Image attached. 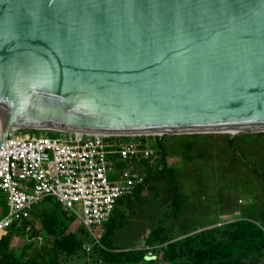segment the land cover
Returning <instances> with one entry per match:
<instances>
[{"label":"water","instance_id":"95a60500","mask_svg":"<svg viewBox=\"0 0 264 264\" xmlns=\"http://www.w3.org/2000/svg\"><path fill=\"white\" fill-rule=\"evenodd\" d=\"M13 130L264 133V0H0Z\"/></svg>","mask_w":264,"mask_h":264},{"label":"rangeland","instance_id":"374dc122","mask_svg":"<svg viewBox=\"0 0 264 264\" xmlns=\"http://www.w3.org/2000/svg\"><path fill=\"white\" fill-rule=\"evenodd\" d=\"M18 135L22 137H48L52 139L63 137L62 133H47L46 131L31 130H20ZM199 136L203 137V139L197 140ZM228 136L229 135L227 134H218L198 135L195 137L196 141H198L205 150L202 152L192 150L190 153L193 155V158L192 160H188L192 163L190 166V170L192 171H180V173L175 176V181L179 183L182 192L190 195L192 201V203L188 205V208H190L191 211H184L185 218L180 216V220H177L171 218L169 215L172 203V187L167 173L163 172L161 175H157L150 181L146 191L134 196L133 194H130L122 198L118 210L115 211V215H113L114 217H116L117 214L124 216L122 225L118 228L119 231H116V244H123L124 247H129V250L144 249L143 241L152 229L158 227L160 220L163 217L164 220L162 221V224L164 226V234L167 236V239H174L169 242H176L186 237L190 238L193 235H197V233L199 234L212 229L213 227L210 229H208L209 227L202 228L204 225L201 224L207 222L213 223V221H210L211 219H216L215 221H218L219 225H217V227L238 221L241 219L242 212L240 209H236L235 212L232 209V205H234V202H232L234 186H236L237 189L236 202L239 206L243 207L245 205V208H248L250 207L251 202L253 203V201H256V206L259 207L260 210L258 213L256 212V221L261 224L262 218L264 217V186L261 182H264V176L262 177V181L259 182L255 171L243 163L244 160L247 161V158L240 153L243 149H229V144L227 142V138H229ZM169 137L170 136H167L164 143H173L175 147L181 143L179 140H173ZM184 138L190 139V142L194 141L191 136H185ZM148 141L152 142V139H149ZM211 145L212 147L214 146V149L209 148ZM155 146L158 147L159 145ZM165 149L168 155L172 154L173 149L167 146ZM211 150H214L212 154H210ZM178 151L182 152L183 149L176 148L173 150V153H177ZM233 155H236V164L234 163L236 172L232 170ZM167 158L169 159V163L173 165L176 164L177 161H180V159H175L173 155L167 156ZM181 160L184 161V164L187 163V158L185 159L183 157ZM257 161L259 164H264L263 155L257 158ZM249 162H252V158ZM203 167L209 168L212 171L208 170L206 172L207 169L202 171ZM249 193H253L254 196L249 198ZM48 198L50 197L44 198L38 206L48 200ZM52 201L57 204L54 197H52ZM238 205H236L235 208H238ZM38 206L33 208L32 213ZM214 210L217 211V216H211ZM75 211L77 214L66 212L67 216L73 221L70 231L68 232H78L81 234V230H83L80 255L75 257L72 261H69L65 255L62 257L61 264H106L103 262L102 258L104 253H100V249H97L100 245L95 244L96 240L101 241L105 228L103 230V228L100 227L101 232L95 230L96 234L92 236L88 229L79 222V220H81L80 218L84 217L83 211L80 210L79 206L75 207ZM6 212H8V208L4 206V212L3 215H0V219L6 215ZM204 216L205 220L200 222L204 219ZM27 228L17 227L16 229L0 235V238L2 239L4 236L10 237L11 249L18 251V253H23V251L26 250L28 251V257L30 258L34 255L38 258V253H41V258L38 259L41 261L43 260L42 257L48 252L46 251L47 249H44L43 247L50 244L51 238H47L38 226H33L30 230ZM196 228H199V230L194 233ZM68 232L66 235L69 234ZM84 245H87V247L90 246V253L87 249L83 248ZM150 250L152 251L153 248ZM155 255L157 256L158 264H169L162 260V252L156 253ZM260 264H264V260H262Z\"/></svg>","mask_w":264,"mask_h":264},{"label":"built area","instance_id":"2783aa9c","mask_svg":"<svg viewBox=\"0 0 264 264\" xmlns=\"http://www.w3.org/2000/svg\"><path fill=\"white\" fill-rule=\"evenodd\" d=\"M18 132L0 146V188L8 194L10 208L0 220V235L20 227L49 196L57 197L65 211L77 214L79 206L84 213L80 219L92 232L109 221L121 197L146 184L140 162L157 167L161 157L148 136L64 132L52 139ZM117 161L128 166L119 168Z\"/></svg>","mask_w":264,"mask_h":264},{"label":"trees","instance_id":"16d2710c","mask_svg":"<svg viewBox=\"0 0 264 264\" xmlns=\"http://www.w3.org/2000/svg\"><path fill=\"white\" fill-rule=\"evenodd\" d=\"M185 136L193 137L192 139L194 141L190 142V139L184 138ZM196 136L198 135L170 136V139L179 140L181 142L177 147H175L173 143H164L167 137H157L155 139L156 145H159L158 148L163 152L164 157L173 155L175 159H180V161H177L174 165L171 163L168 164V162L164 163V170L162 172H157V175L166 172L170 180L172 187V203L169 215L171 218L177 220H180L182 212L188 210L187 207L192 201L190 195L182 192L179 183L175 181V176L180 173V171H192L190 170L192 163L188 161L193 158V155L190 153L192 150H198L200 152L205 150L203 146L196 141ZM228 137L227 142L229 144V149H243L240 153L247 158V161L244 160L243 163L255 171L257 174L256 177L258 178L257 180L261 182L264 176V164H259L257 158L263 155L264 160V134ZM199 139L202 140L203 137L199 136L197 140ZM166 146L173 150L182 148L183 151L173 153L172 150V154L168 155L165 149ZM209 148L214 149V146L212 147L211 145ZM213 151L214 150H211L210 154H212ZM183 157L185 159L187 158L186 164L181 160ZM235 157L236 155L232 157V170H234V172H236V168L234 167V163L236 164ZM251 158L252 162H249ZM205 169H207L206 172L208 170L212 171L206 167H203L202 171ZM261 183L264 186V182ZM236 191V186H234L232 202L238 205L236 202ZM138 193L140 194V190H138L135 195ZM248 196L252 198L254 195L253 193H249ZM0 203L6 207L5 195L2 191ZM236 205L234 206L236 207ZM237 209H240L242 212L240 220L225 224L221 227H217V225H219L218 221H213V223H201L204 225L202 228H213L176 242H169L174 239H167V236L164 234L163 220H160L158 227L152 229L143 241L144 249L141 248L135 251H129V247H124L123 244L117 245L115 242V237L117 236L116 231H119L118 228L122 225V221L124 220L123 215L117 214L116 217L113 216L110 222L105 225L106 231L101 238V246L97 247V249H100V253H104L102 258L103 262L106 264H158L155 254L159 252L163 253L162 260L169 264H260V262L264 260V217L262 218L261 224L256 221V212L258 213L260 211L259 207L256 206V201H253V203L251 202L248 208H245V205L243 207L238 205ZM72 224L73 221L67 216L61 205L58 202L57 204L53 203L52 197L48 198V200L44 201V203L33 211L30 222L25 223V228H27L28 225L34 227L38 226L47 238H51L49 244L51 246L45 245L46 247H43L48 251L47 254L42 257L43 260H38L41 258V253H38V258L36 255L30 258L26 250L23 251V253H18V251L11 249L10 237L5 236L0 240V264H61L62 257L65 255L69 261L74 260L75 257L80 255L83 230H81V234L78 232H68ZM198 230L199 228H196L194 233L198 232ZM67 232L69 233L68 235H66ZM151 248H153L152 251L150 250Z\"/></svg>","mask_w":264,"mask_h":264},{"label":"clouds","instance_id":"9594fccd","mask_svg":"<svg viewBox=\"0 0 264 264\" xmlns=\"http://www.w3.org/2000/svg\"><path fill=\"white\" fill-rule=\"evenodd\" d=\"M13 131H15V130H13ZM13 131H12V132H13ZM18 131H20V130H18ZM31 131H38V130H31ZM43 131H44V130H43ZM12 132H11V133H12ZM46 132L49 133V132H53V131H46ZM54 133H64V132H54ZM227 135H229V134H227ZM176 136H178V135H176ZM229 136H231V135H229ZM148 137H149V139H152V142H150V143H151L152 146L158 151V153L161 155V157H160V159H159V163H158V166H157V167H154V166H148V167H147V166H143V165H142L143 163L141 164V162H140V164L137 163V164H139L140 167L143 168L144 171H146V173H147V178H146V184H145L144 186H139V187H137V188L135 189V191L132 193L133 196L135 195V192H137L138 190H140V193L146 191V190L148 189V186H149V184H150V181L156 177L157 172H162V171L164 170V167H165L164 163L168 162V164H169V159H168L166 156L164 157L163 152H161V151L159 150V148L155 146V145H156V140H155V139H156L157 137H160V136H148ZM165 137H167V136L160 137V138H165ZM121 163H125V164H126L125 167L128 166V163H127V162H121ZM166 165H167V164H166ZM144 168H145V169H144ZM0 191L5 192V191L2 190L1 188H0ZM5 193H6V192H5ZM129 195H130V194H129ZM126 196H127V195H126ZM126 196H123V197H126ZM49 197H54V196H49ZM123 197H121L120 200L118 201V203H117V207H116L115 211H117V208H118V206H119V204H120V201L122 200ZM54 198H55V200L61 205V203L57 200V197H54ZM126 201H127V200H126ZM6 206H8V203H6ZM36 206H38V205H36ZM61 207H62V205H61ZM6 208H8V213H6V215H5L4 217L8 216V214H9V212H10V208H9V206L6 207ZM62 209H63V207H62ZM32 210H33V209H32ZM63 210H64V209H63ZM64 211H65V210H64ZM115 211L113 212V214H112L111 218L109 219V221L105 222L104 224H102V225L100 226L101 228H103V230H104V228H105V225H106L107 223H109L110 220L112 219V217H113ZM65 212H69V211H65ZM32 216H33V213H32V211H31V217H30L29 219H27V220H24V222L22 223V225H21L20 227L25 228V223H26V222H30V219H32ZM4 217H3V218H4ZM3 218H2V219H3ZM0 220H1V219H0ZM75 220H76V219H75ZM161 220H164V217H163ZM79 222L82 223L81 220H79ZM82 224H83V223H82ZM17 227H19V226L12 227V228L6 230L5 233L8 232V231H11V230H13V229H16ZM27 227H28V228H27L28 230H30V229L33 228L32 225H28ZM84 227H85V226H84ZM100 227H97V228L94 229L92 232H90L89 230H88V231L90 232V234H91L92 236H94V235L96 234V231H97V232H101ZM85 228H86V227H85ZM86 229H87V228H86ZM95 230H96V231H95ZM105 231H106V230H105ZM105 231H104V234H105ZM5 233H2V234H5ZM2 234H1V235H2ZM101 234H102V233H101ZM4 237H5V236H4ZM0 240H1V238H0ZM95 244L101 246V241L96 240V243H95ZM83 248H84V246H83ZM88 248H90V246H89ZM84 249H86V248H84ZM87 251L90 253V252H91V248L88 249ZM129 251H130V250H129ZM132 251H135V250H132Z\"/></svg>","mask_w":264,"mask_h":264},{"label":"crops","instance_id":"0c3cea01","mask_svg":"<svg viewBox=\"0 0 264 264\" xmlns=\"http://www.w3.org/2000/svg\"><path fill=\"white\" fill-rule=\"evenodd\" d=\"M116 166L119 167V168H121V167H125L126 164L117 161V162H116ZM3 193H4V195H5L6 203H8V194H6L5 192H3ZM0 195H1V191H0ZM234 205H236V204L234 203ZM234 205H232V209L235 211L237 208H235ZM0 206L2 207V210H0V215H3V212H4V206H3L1 203H0ZM6 207H8V206H6ZM187 209H188V210H186V211H188V212L191 211L190 208L187 207ZM117 210H118V208H117ZM6 213H8V212H6ZM211 216H217V211L214 210ZM181 217H182V218H185V214H184V212H182ZM217 218H218V217H217ZM203 220H205V216H204V219H202L200 222H202ZM215 220H216V219H214V220L211 219L210 221H215Z\"/></svg>","mask_w":264,"mask_h":264}]
</instances>
